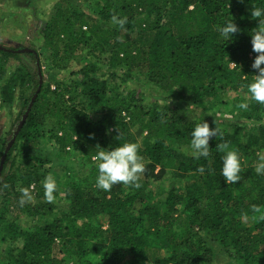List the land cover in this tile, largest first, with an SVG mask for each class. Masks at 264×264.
I'll return each mask as SVG.
<instances>
[{"label": "trees", "instance_id": "obj_1", "mask_svg": "<svg viewBox=\"0 0 264 264\" xmlns=\"http://www.w3.org/2000/svg\"><path fill=\"white\" fill-rule=\"evenodd\" d=\"M98 1L102 7L93 17L97 29L83 31L86 13L66 0L68 4L55 5V18L41 31V47L54 69L66 70L67 59H78L74 85L82 88L77 94L73 85L54 83L51 90L44 83L35 49L0 45V63L13 66L11 74H0V104L19 109L9 139L3 146L0 141V264H70L66 259L71 264H205L217 256L237 264H264V220L258 219L264 214V174L255 166L264 153V106L247 95L257 74L251 67L256 55L251 35L258 20L251 11L253 6L264 10V0ZM113 17L126 18L122 28L108 23ZM230 21L240 32L225 39L217 26ZM133 29L155 34L149 44L142 37L137 44ZM20 57L31 60L30 67L18 63ZM135 68L159 87V95L133 85L129 75ZM98 70L106 75L105 82L95 76ZM116 76L128 88L123 99L118 85L107 87ZM220 95H227L224 111L230 115L235 109L236 121L243 122L230 125V131L203 113L204 105ZM243 103L247 110L238 107ZM46 118L53 122L48 139L55 141L58 156L70 145L83 153L78 171L62 163L59 167L56 154L48 159L38 151L45 128L39 120ZM202 120L218 127L223 139L213 137L209 157L194 159L190 133ZM118 132L121 139H116ZM125 142L140 145L146 167L142 186L98 190L91 159L96 147L110 150ZM224 142L240 158L237 184H225L221 176L225 153L216 145ZM201 166L203 174L197 172ZM167 171L193 181L182 189L171 182L164 197L157 198L149 185ZM53 173L56 189L63 192L59 213L45 200L41 183ZM29 186L39 201L21 206L20 189ZM253 206L261 211L253 212ZM20 215L37 217L38 223L23 228L16 221ZM99 216L105 217V229ZM57 252L64 256L55 259Z\"/></svg>", "mask_w": 264, "mask_h": 264}, {"label": "rangeland", "instance_id": "obj_2", "mask_svg": "<svg viewBox=\"0 0 264 264\" xmlns=\"http://www.w3.org/2000/svg\"><path fill=\"white\" fill-rule=\"evenodd\" d=\"M62 1V3L68 4L66 0H0V45L5 46H15V47H31L37 51V53L40 54V62H41V75L44 79V83L48 86H50V89L53 90L55 88L54 83H63L66 86L74 85V82L78 79V76L75 75V73L79 70L80 65L78 64V59H67L65 63H69V66L66 70H59L54 69L52 67V64H50L49 61H47V54L44 48L41 47V31L44 29L45 25L52 21V19L55 18V5L59 4ZM72 1L73 5H75L79 10H82L86 13L85 17V27L82 29L85 32H88L89 29H97L98 24L94 22V16L97 15L94 11L97 10L99 6L102 7V5L99 3L98 0H90L91 2L89 4H85L83 0H67ZM99 9V8H98ZM144 16H138V20H142ZM150 21H153L154 18L151 16L149 17ZM164 19H166L164 17ZM245 24H250V19H244L243 21ZM108 23L110 25H113V19L110 18ZM153 25V23L151 24ZM139 29H142L141 26ZM139 29H133L131 31L132 38H137V44L139 43V37H142L147 43L149 44V41L151 40L152 36L155 34V32L152 29L149 30H139ZM57 44V43H55ZM59 44V43H58ZM57 44V45H58ZM105 43L103 42L102 45ZM103 47V46H102ZM106 47V46H104ZM110 50L113 49V45H109ZM107 48V47H106ZM108 49V48H107ZM107 51V52H109ZM86 53V50H84L83 54ZM109 53L105 52V56L108 57ZM69 60V62H68ZM25 65L26 67H30L31 60L25 59L23 57H20V60L18 63ZM65 63H63L65 65ZM16 65V64H15ZM22 65V66H23ZM106 65V67L104 66ZM107 61L103 63V70L107 68ZM17 66V65H16ZM230 67H233L232 64H230ZM122 68H124L122 66ZM0 74L9 75L13 71V66H10V62H7L6 64L3 63V61L0 63ZM103 70L96 71L95 76L99 81H106L107 77L103 73ZM115 72V69H114ZM118 72V70H117ZM71 73H74L73 75ZM121 76H125V69L118 72ZM119 76H116V78H113L112 81H109L107 84V87L110 85H118L117 93L120 99H123L127 96V90L126 84L123 83V80ZM133 78V82L137 88H139L141 91H145L146 94L150 96H157L159 95L160 89L159 87L154 86L150 82L146 80V78L142 75V72L135 68L130 72V75ZM82 87L75 86L72 89V92L77 94ZM109 91L110 89H106ZM230 96V95H229ZM176 98H179V95H175ZM227 95L223 96L220 95L217 98L209 100L208 103L204 105V114L209 117H214L215 119H219V121H216L219 124H222L228 131L231 130V126L233 123H236L238 126L241 125V120L236 121L235 117L238 116V112L234 109L232 111V114H228V112L224 111V106H222L227 101ZM81 98V97H80ZM65 99H68V96L65 97ZM232 107V106H231ZM19 113V109L14 106L13 109H9L6 105L0 104V141H2V146L5 141L9 139V132L13 126H15V118L17 117V114ZM43 115V114H40ZM42 121V124H44V129L42 130V135L38 138L37 148L38 151L41 152L42 156L45 158H52L54 159V156L56 154L58 160L54 161L58 163L59 167L60 163L63 165H67L68 167H72L75 170H79L80 164L83 162L84 157L83 153L79 150H73L72 146L70 145L65 149L66 154H62L61 156H58L59 151H55L57 149V146L55 145L54 140H49L48 137L51 133H49V130L53 124L51 120L48 118L39 120ZM247 124V122H245ZM27 145V144H26ZM177 149L178 147L175 146ZM179 151H182V148H178ZM264 157V153L258 154V159L255 162V166L261 162V158ZM10 163V162H9ZM50 166L52 170L54 169L53 163L49 160ZM45 169H48V165H45ZM58 167H55V170L58 171ZM53 172V171H52ZM79 175H82V173H79ZM52 176L56 177V173H53ZM193 181L190 176L186 175L185 177L182 176H173L169 171L167 173H164L161 175L160 179L156 181L153 184L149 185V188L153 190L154 195L157 198H163L166 194V191L169 187V184L171 182H174L177 188L183 187L184 184L190 183ZM57 193L55 194V201L51 202L53 205H55V212H58V208L61 207L62 202L61 198H63V192L61 189H56ZM33 200L31 202H37L38 199L35 198V194H32ZM53 212V213H55ZM58 214H53V216H56ZM40 219V218H39ZM99 222L101 223V226L103 229H105V217L99 216L98 218ZM17 224L19 226H22L23 228H30L35 226L38 223V218H27L25 215H20L19 218L16 220ZM248 225V224H247ZM58 251V250H56ZM64 255L61 253H56L55 259H60ZM213 260L210 258V260L204 261L205 264H237L236 262H230L231 260L227 257H220ZM66 262H70L71 259H66Z\"/></svg>", "mask_w": 264, "mask_h": 264}, {"label": "clouds", "instance_id": "obj_3", "mask_svg": "<svg viewBox=\"0 0 264 264\" xmlns=\"http://www.w3.org/2000/svg\"><path fill=\"white\" fill-rule=\"evenodd\" d=\"M251 16L258 20V26L251 35V48L256 54L255 59L251 65L252 69L256 70L257 74L252 76V81L247 85V95L251 102L264 106V10L252 7ZM113 22L118 24L121 28L126 22V18L117 20L113 17ZM217 31L225 39L232 38L233 35L240 32L238 26L230 21L225 26H217ZM233 67H237L235 63H231ZM171 101L169 100V103ZM168 103V104H169ZM238 107L247 110L248 104L243 103ZM215 123V122H214ZM117 131V129H116ZM119 133V132H118ZM220 137L223 139V134L218 127L210 128L207 122L197 123L190 133V148L194 159L201 157L207 158L210 155L209 141L213 137ZM90 138H93L90 134ZM116 139H121L119 133ZM99 151L91 157L97 169V177L95 180V187L104 192H110L115 185H123L124 187H132L139 189L142 185L140 183L146 167L143 157L139 154L140 145L135 142H125L120 146L105 150L97 146ZM216 149L225 153L222 156L221 176L225 184H237L241 180V164L240 158L235 149L229 150V143H218ZM204 167L201 166L197 172L203 174ZM257 173L264 174V157L256 166ZM44 189V197L47 202L55 201L56 180L52 174H48L41 182ZM30 187L20 189L19 203L21 206L33 200ZM253 212H260L258 206H253ZM247 219V214H243ZM256 219L257 217H253ZM258 219L264 220V214H261Z\"/></svg>", "mask_w": 264, "mask_h": 264}, {"label": "water", "instance_id": "obj_4", "mask_svg": "<svg viewBox=\"0 0 264 264\" xmlns=\"http://www.w3.org/2000/svg\"><path fill=\"white\" fill-rule=\"evenodd\" d=\"M2 161H3V159H2ZM2 161H1V164H0V169H1V166H2Z\"/></svg>", "mask_w": 264, "mask_h": 264}]
</instances>
